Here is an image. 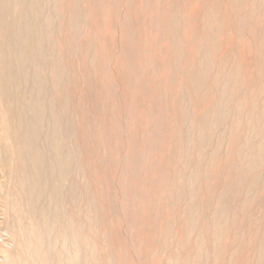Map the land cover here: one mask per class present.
<instances>
[{"label":"rangeland","instance_id":"374dc122","mask_svg":"<svg viewBox=\"0 0 264 264\" xmlns=\"http://www.w3.org/2000/svg\"><path fill=\"white\" fill-rule=\"evenodd\" d=\"M46 1L47 2H45V0H36L31 3L33 5L31 6V17L33 18L40 16V14L38 15V10L42 9V7L47 8V3L49 6H53L47 9L43 8L45 12L42 11L43 9L40 11V13L43 12L45 15H52H50L51 24L48 27L44 26L43 21H41V24L38 22L35 27L37 30L34 29L36 33L31 34V44L33 40H35V36L38 33L37 31L40 30L45 33L44 44L47 47L44 46V51L48 50V54L45 51L47 54L46 56L50 54L47 58H51L49 62L47 61L50 65H42L43 74L41 72V75L42 78L45 76L43 78V80H45L43 81L44 86L46 84V87L49 89L57 88V91L60 89L58 91L59 93H56L57 96L60 94V97L57 98L59 104L63 106L65 99L67 101L65 105L68 106V111H66V118L64 120L69 119V121H71L70 119H72L73 122L71 124L73 128L66 130L64 139L70 142L72 137L74 138L80 150L79 163L81 164V170L76 180L78 185L75 189L78 195L79 211L82 214L76 213L75 217L78 223H80V219L84 222L82 225L87 223L84 225V232L88 230L89 225H94L93 231L88 230L87 232H89V234L91 232L95 240L98 263L186 264L185 261L187 258L195 261V257L199 253L198 251L202 250L206 254H203L202 251L201 254L206 255V257H209L212 251L213 255L211 254L212 257L211 255L210 257L215 261L213 264H258L259 261L263 264L264 165L262 164V159L264 161V155H262L261 161L258 160L257 162L256 159H254L257 157V154L253 152V148L255 147L254 149H256V146L262 144L264 146V132H262L264 131V120H262L263 122L259 120L262 118L264 119V112H261L264 110V92L262 93V91H264V65H262L264 62L262 63V61L264 60H261L264 56H260L259 54V52L262 54L264 53V8H262L264 7V0H250L251 2L249 0ZM35 3L36 5H34ZM233 3L235 6H231L234 5ZM236 4H238V6ZM58 5L60 6V10L62 9V11H60L62 13L58 12ZM249 5L251 7H248ZM255 5L257 7H255ZM32 7H34L36 11H34ZM212 7H215L214 10L219 12L216 13V11H213ZM51 9L53 12H51ZM252 9L255 13H253ZM242 10H246L248 16L245 15V11ZM54 11H56V13ZM214 13H216V15ZM239 14L240 18L244 17L245 20H242L243 18H238ZM253 14H256L255 18H253ZM210 15L219 20H214L212 16L210 18ZM232 16L236 21H234ZM251 16L253 17L251 18ZM53 17L55 18L54 21ZM176 19H178L180 23L177 22ZM73 20L76 21V23ZM209 20H211V22ZM241 20L245 22L243 23ZM218 21H220V24H218ZM239 21H241V23ZM175 23L177 24L175 25ZM259 23L262 26H259ZM52 24H55L54 29ZM177 25H180L182 28H180V26L177 27ZM179 30L181 32H179ZM46 38H49L50 41ZM47 40L51 43H55L53 44L54 48H52V44L47 42L50 44V47H48L46 43ZM260 44H263V46ZM54 45L57 46L55 47ZM259 46L261 47L259 48L260 51L258 49ZM257 49L258 54H256ZM51 50L53 53H50ZM208 56H210V58ZM239 56L242 59L238 58ZM58 57L59 59L61 57V59L59 60ZM204 58L211 59V63L208 62V59L204 61ZM212 58H215L213 62ZM237 58L238 62L236 61ZM54 59H56L57 62H55ZM51 60H53V62ZM194 60L196 62H194ZM58 61L62 63L60 64ZM215 61L217 63L221 62L220 65L222 61H224L225 64H222L223 66L217 64L216 66ZM240 63L244 64L242 65ZM260 64L262 66H259V68L256 67ZM239 66L242 67L240 68ZM199 67L200 69H198ZM209 67H211L210 70ZM226 67L229 70H226ZM202 68H206L205 81H207H203L199 87L196 86L197 88H194L191 80L195 79V77L197 78ZM195 69H197V71ZM211 69H213V71ZM240 69L242 70L240 71ZM220 70L222 71L221 73H223V77L222 74L219 73ZM228 71L234 72L231 73ZM255 71H257L258 74ZM260 71H262V74ZM190 72L192 74L191 76L188 74ZM239 72L242 74H237L236 76L235 73ZM214 73L215 75L213 76L212 74ZM228 73L231 74V77ZM209 74L213 77L211 78ZM52 75L53 78H51ZM219 76L224 80L223 83ZM47 77L50 81L46 79ZM226 77L229 79L228 82ZM242 77L244 78L243 80L240 79ZM208 78H211L210 82ZM218 78L220 80H218ZM238 78L239 80H237ZM187 79L190 80L188 81ZM215 79L219 82L216 83ZM57 81H61V84ZM233 81L237 84L234 85L235 83ZM50 84H52L54 88L50 86ZM54 84H56V87ZM210 85L211 87H208ZM218 85L222 87L220 88ZM231 85H233V89H231ZM212 86L214 87V91L212 90ZM257 86L259 87L258 89L255 88ZM48 88L47 90H49ZM190 89H192L191 92ZM195 89L197 90L194 91ZM227 89L230 92L227 91L226 93ZM234 89L236 91H234ZM219 90L223 92L221 93L222 95ZM252 90L256 92H251ZM259 90H261V92H259ZM60 91L63 92L61 93ZM210 91L211 93H209ZM51 92H53V90ZM258 92L260 95H257ZM232 93L234 96H232ZM254 93L256 96H254ZM225 94H229L227 95L228 97ZM219 96H222V98H219ZM224 97L228 98H225L227 102L224 100ZM247 97L251 99L248 100ZM260 98L263 101H258ZM219 101L221 104L225 101L224 105H220ZM229 103H231L230 105L232 106H230ZM239 103H243V105H239ZM218 104L219 107L216 111L214 106L217 107ZM227 105H229L228 108H226ZM239 107L241 109H239ZM225 108L226 110L228 109L227 111L225 110L226 113L223 111ZM220 109H222L223 115L221 111L218 112ZM236 110L238 111L236 112ZM255 110H258V114ZM216 112L217 114L219 113V115L221 114L220 117L217 116ZM252 113L256 116L253 117ZM185 115L187 117H185ZM237 115L240 116L238 117ZM257 115H260L258 116L259 119ZM204 116H206V118ZM208 117L209 119H212V117H217L218 119H212L213 121H211L207 119ZM221 117L224 119L221 120ZM250 118H252L253 122H251ZM253 118H257L259 121ZM193 119H196L197 123L196 121L193 122ZM227 119L230 120L227 122ZM200 120H202V122ZM231 120H233V123ZM247 120L250 121L252 125L257 122V126L255 125L257 130L258 128H260V131L261 129L263 130L261 132L258 130V132L254 127L255 131ZM239 121L243 122L240 123ZM258 122H260L261 125ZM194 123L196 124V127L194 126L195 128L193 127V125H195ZM201 123L204 124L207 129L203 137H199L201 134L198 133L200 128L199 124L201 126ZM237 123L240 124L238 125ZM246 124L251 126L249 127ZM262 125L263 128H261ZM233 127L237 130L241 128V130H239L240 132H233ZM186 129L188 131H186ZM253 130L258 133L255 134ZM208 131L213 133L206 135L209 133ZM209 135L211 138L208 137ZM252 135L253 139L250 138ZM204 136L207 137V139L204 138ZM195 137H198V139H196L200 142H197ZM201 138L203 140H201ZM247 138L250 139L248 140ZM208 139H210V142ZM251 139L254 141L253 143L258 142L259 139L260 142L253 146ZM204 141H206V143ZM220 142L221 145H223V147H221L222 149L220 148ZM248 142H250V144ZM214 143L216 145L219 144V147ZM203 144L206 151L201 148ZM246 146H249V149L252 150L248 151L249 149H247L248 147ZM228 148L230 150L232 148V150L230 151ZM213 149H216V152ZM211 150L212 152H209ZM204 151L208 152V154ZM241 151L246 153H244L245 157L241 156V154H243V152L240 153ZM251 151L253 153H251ZM237 152L240 154V158ZM247 153H250V155ZM197 155H199V157ZM253 155L254 157L251 160L249 156L251 157ZM201 157L202 159H200ZM196 158L200 160L197 161ZM244 158H248L251 161L254 160L257 164L253 161L254 166L252 168V162L249 160V165V163L244 162L247 160ZM242 161L246 164H243ZM197 162L200 164H197ZM255 164L257 166H255ZM238 165L241 166L243 172ZM245 166L247 169H245ZM248 166L251 169H249ZM254 167H256L258 173ZM238 169H240L243 174L244 172L247 173V176L250 178L247 179H249L252 184L254 183L252 182L254 179L256 188H254L255 183L253 187L250 182H247L248 185H245L246 175L244 174V176H242L243 179L239 177L241 173ZM255 172L256 174H254ZM191 173L193 175H191ZM190 175L191 177L193 176V178L194 175H197L198 178L195 180L197 181V185L196 182H193V178L189 177ZM237 178H239V180ZM241 179L244 184L241 183ZM199 180H201V182ZM231 180H233V183H231ZM258 180L262 181L259 182ZM188 181L193 185L195 183L196 186H193L190 182L188 183ZM229 181L231 182L229 183ZM238 182L240 186L237 185ZM193 188H197L198 190L193 191ZM247 189H249V191H246ZM192 192L193 196L191 195ZM248 192L250 193L248 194ZM244 196L246 197L244 198ZM85 204L87 205L84 207ZM219 206L223 210H220ZM192 207L194 210H192ZM86 209L89 211L91 210V213ZM85 211L87 214H85ZM216 211L217 214L218 212L220 213L217 217L215 216ZM230 211L233 213L230 214ZM88 212L93 215L94 219L88 220ZM190 212H192L191 216L195 213L192 216L193 219L196 218V216L199 218H196V221L194 220V223H196L194 228L197 232L195 230H192L194 232L186 231V225L184 224L187 223L185 221L188 220V217H191L188 216ZM186 213L189 214L187 215ZM234 213H236L235 215L237 216H235ZM84 215H87V220ZM186 215L188 217H186ZM233 216H235V218ZM230 217L232 218L229 220ZM216 220L219 221L217 222ZM200 225L203 227L202 232ZM170 232L171 234L169 236L168 233ZM195 232L197 236L192 235L195 234ZM187 234H189V236ZM190 234L195 238L191 236L192 239H190ZM184 236L186 237L184 238ZM178 239L181 242H179ZM195 239H197L196 241L202 242V245L206 244L204 245V247H207H205L206 250L204 247H201L202 249L199 250L200 242L197 245ZM178 242L182 245H179ZM212 244L213 247L211 246ZM211 247L215 249V255L213 252L214 249H211ZM195 251L197 253H195ZM179 252L180 254L182 253V255H180ZM202 255L201 258L203 257ZM254 255L256 257L260 255L259 257L261 258L258 259ZM206 257L204 256L201 259L205 261H201L200 264H212V262H210L212 259L210 260ZM206 261L208 263H205ZM257 261L258 263H256Z\"/></svg>","mask_w":264,"mask_h":264},{"label":"bare ground","instance_id":"6f19581e","mask_svg":"<svg viewBox=\"0 0 264 264\" xmlns=\"http://www.w3.org/2000/svg\"><path fill=\"white\" fill-rule=\"evenodd\" d=\"M36 0H0V264H100L98 263V254H97V247H96V243L95 240L90 232H87L88 230H92L94 229V225L91 224L89 221V223L91 225H89V228L86 232H84L83 228L85 227L84 225H82L84 222L83 220L80 219V223H78V220H76V213H81L79 211V205H78V195H77V190L75 189V187L78 185L76 183V180L78 179V175L80 172V163H79V148L74 140V138L72 137L71 141L68 142L64 139V133L66 132V130L72 129V119H70L71 121L68 120H64L66 111H68V106L65 105V101L63 102V106L59 104L57 98L60 97V94H58L59 96L56 95V93L60 90L58 87V91L55 89H49L48 87H46V84L44 86V82L45 80H43L41 72H42V65H46L49 64L48 62L50 61V58H47L50 56H46L48 53V50L44 51V42H45V33L40 31H37L38 33L35 36V40H33V43L31 44V34L32 33H36V31L34 29L37 30L36 25L38 22L41 21L44 22V26H48L51 24V16L49 14L45 15L43 12L44 9L53 7V6H49V4H46L47 8L42 7V9L38 10V15L40 14V16H36V17H31V6H33L31 3L35 2ZM40 1H44V0H40ZM49 1V0H48ZM51 1V0H50ZM55 1V0H54ZM173 1V0H172ZM217 1V0H216ZM222 1V0H221ZM232 1V0H231ZM229 1V2H231ZM243 1V0H242ZM250 1V0H249ZM256 1V0H255ZM261 1V0H260ZM263 1V0H262ZM45 2H47L45 0ZM44 2V4H45ZM73 2V1H72ZM77 2V1H76ZM235 2V1H234ZM248 2V1H246ZM245 2V3H246ZM251 2V1H250ZM249 2V3H250ZM254 2V1H253ZM264 2V1H263ZM38 3V2H36ZM36 3L34 5H36ZM51 3V2H50ZM84 3V2H83ZM218 3V2H217ZM216 3V4H217ZM224 3V2H223ZM232 3V2H231ZM229 3V4H231ZM240 3V2H239ZM242 3V2H241ZM259 3V2H258ZM262 3V2H261ZM260 3V4H261ZM42 4V3H40ZM171 4V3H170ZM210 4V3H209ZM213 4V3H212ZM221 4V3H220ZM234 4V3H233ZM247 4V3H246ZM255 4V3H254ZM38 5V4H37ZM43 5V4H42ZM52 5V4H51ZM219 5V4H218ZM222 5V4H221ZM228 5V4H227ZM238 6V4H236ZM257 5V4H256ZM255 5V7H257ZM264 5V4H263ZM262 5V6H263ZM59 6V5H58ZM63 6V5H62ZM75 6V5H74ZM231 6H235L231 5ZM254 6V5H253ZM88 7V6H87ZM86 7V8H87ZM220 7V6H219ZM248 7H251L250 5ZM35 10L34 7H32ZM57 8V6H56ZM62 8V7H61ZM210 8V7H209ZM213 8V7H212ZM245 8V7H243ZM242 8V9H243ZM247 8V6H246ZM254 8V7H253ZM264 8V7H262ZM53 9V8H52ZM51 9V10H52ZM59 9V10H58ZM56 9L58 10V12L62 11V9L60 10V6L59 8ZM215 7L212 9L213 11ZM219 9V8H218ZM234 9V8H233ZM248 9V8H247ZM257 9V8H256ZM43 11L40 13V11ZM50 10V9H49ZM54 10V9H53ZM53 10L51 12H53ZM64 10V9H63ZM78 10V8H77ZM249 10V9H248ZM48 11V10H46ZM85 11V10H84ZM209 11V10H208ZM234 11V10H233ZM241 11V10H240ZM245 11V15L248 16V14H246V10H242ZM253 13L254 10L252 9ZM260 11V10H258ZM257 11V12H258ZM49 12V11H48ZM56 13V11H54ZM58 12H57V16H58ZM207 12V11H206ZM212 12V11H211ZM219 11H216V13H218ZM238 12V11H237ZM55 13H53L54 15H56ZM62 13V12H60ZM216 13H214L216 15ZM239 13V12H238ZM250 13V12H249ZM252 13V12H251ZM211 14V13H210ZM220 14V13H219ZM234 14V13H232ZM243 14V13H242ZM243 14V15H244ZM60 15V14H59ZM172 15V14H171ZM236 15V14H235ZM242 15V16H243ZM252 15V14H251ZM253 16H251V18H255L256 14H253ZM56 16V17H57ZM63 16V15H62ZM161 16V15H160ZM174 16V15H173ZM177 16V15H176ZM212 15H210L211 18ZM220 16V15H219ZM222 16V15H221ZM231 16V15H230ZM240 18V14L238 15ZM258 16V13H257ZM61 17V16H60ZM169 17V16H168ZM213 17V16H212ZM216 17V16H215ZM218 17V15H217ZM233 17V16H232ZM237 17V16H236ZM246 17V16H245ZM171 18V17H170ZM178 18V16H177ZM180 18V17H179ZM230 18V17H229ZM234 18V17H233ZM232 18V20H233ZM237 18V19H238ZM243 18V19H242ZM240 19L245 20L244 17H242ZM249 18V17H248ZM258 18V17H257ZM54 17H53V21H54ZM209 19V18H207ZM213 19L215 20L216 18L213 17ZM212 19V20H213ZM221 19V18H220ZM61 20V19H60ZM175 20V19H174ZM177 22L180 23V21H178V19H176ZM180 20V19H179ZM188 20V19H187ZM213 20V21H214ZM219 20V19H216ZM239 20V19H238ZM237 20V21H238ZM241 20V21H242ZM52 21V22H53ZM74 21V20H73ZM80 21V20H78ZM169 21V20H168ZM207 21V20H206ZM211 22V20H209ZM231 21V20H230ZM234 21H236V19L234 18ZM241 21H239L241 23ZM253 21V20H251ZM259 21V18H258ZM42 22V23H43ZM60 22V21H58ZM64 22V20H63ZM76 23V21H74ZM174 22V21H172ZM215 22V21H214ZM219 22V23H218ZM217 23L220 24V21H218ZM243 22V21H242ZM245 22V21H244ZM243 22V23H244ZM250 22V21H249ZM56 23V22H55ZM85 23V22H83ZM238 23V22H237ZM251 23V22H250ZM253 23V22H252ZM74 24V23H73ZM177 23H175L176 25ZM210 24V23H209ZM260 24V23H259ZM55 25V24H54ZM54 25L52 24V27L54 29ZM77 25V24H76ZM165 25V24H164ZM238 25V24H237ZM42 26V25H41ZM171 26V23H170ZM180 26V25H179ZM177 25V27H179ZM212 26V25H211ZM242 26V25H241ZM244 26V25H243ZM256 26V25H255ZM259 26H262L261 24ZM38 27V26H37ZM58 27V26H57ZM78 27V25H77ZM76 27V28H77ZM216 27V26H215ZM258 27V26H257ZM42 28V27H41ZM180 28H182L180 26ZM185 28V27H184ZM222 28V27H221ZM261 28V27H260ZM81 29V28H80ZM169 29V28H168ZM243 29V28H242ZM245 29V28H244ZM257 29V28H256ZM263 29V27H262ZM45 30V29H44ZM52 30V29H51ZM64 30V29H63ZM74 30V29H73ZM83 30V28H82ZM226 30V29H225ZM239 30V29H238ZM60 31V30H59ZM48 32V30H47ZM46 32V33H47ZM179 32H181L179 30ZM53 34V33H52ZM58 34V33H57ZM72 34V33H71ZM261 34V33H260ZM263 34V33H262ZM47 35V34H46ZM85 35V34H84ZM180 35V33H179ZM183 35V34H182ZM220 35V34H219ZM49 36V35H48ZM73 36V35H72ZM178 36V35H177ZM252 36V35H251ZM181 37V36H180ZM218 37V36H217ZM261 37V36H260ZM34 38V35H33ZM50 38V37H49ZM46 38V39H49ZM205 38V37H204ZM51 39V38H50ZM49 39V41H50ZM183 39V38H181ZM209 39V38H208ZM52 40V39H51ZM166 40V39H165ZM164 40V41H165ZM204 40V39H203ZM206 40V39H205ZM216 40V39H214ZM222 40V39H221ZM48 40L46 41L49 42ZM53 41V40H52ZM178 41V40H176ZM54 42V41H53ZM56 42V41H55ZM72 42V41H71ZM214 42V41H213ZM217 42V41H216ZM264 42V41H263ZM262 42V43H263ZM52 44V48L53 44L55 43H51ZM178 43V42H177ZM48 44V43H47ZM50 44H48V47H50ZM174 44V42H173ZM210 44V43H209ZM208 44V45H209ZM58 45V44H57ZM57 45H54L55 47ZM175 45V44H174ZM173 45V48H174ZM206 45V44H204ZM261 45V44H260ZM177 46V45H176ZM186 46V45H185ZM212 46V44H211ZM240 46V45H239ZM263 46V44L261 45ZM47 47V46H45ZM51 48V49H52ZM61 48V47H60ZM179 48V47H178ZM202 48V47H201ZM218 48V47H217ZM261 48L260 46L258 47V49ZM49 49V48H48ZM200 49V48H199ZM258 49H257V53L258 54ZM264 49V48H263ZM50 50V49H49ZM57 50V49H56ZM62 50V48H61ZM178 50V49H177ZM182 50V48H181ZM203 50V49H202ZM60 51V50H58ZM57 51V52H58ZM63 51V50H62ZM61 51V52H62ZM260 51V49H259ZM262 51V50H261ZM56 52V51H55ZM54 52V53H55ZM185 52V51H184ZM199 52V51H198ZM224 52V51H223ZM50 53H53L52 50ZM180 53V52H178ZM200 53V52H199ZM211 53V52H210ZM216 53V52H215ZM60 54V53H59ZM58 54V55H59ZM205 54V53H204ZM260 56L263 55L261 52H259ZM65 55V54H64ZM180 55V54H179ZM184 55V54H183ZM208 55V54H206ZM242 55V54H241ZM233 56V55H232ZM258 56V57H260ZM262 56V58H263ZM180 57V56H179ZM210 58V56H208ZM213 57V56H211ZM209 58H204V61H206L205 59ZM238 58H241L240 56ZM238 58H237V62H238ZM251 58V57H250ZM59 59V57H58ZM57 59V60H58ZM61 59V57H60ZM59 59V60H60ZM177 59V56H176ZM215 59V58H214ZM214 59L212 58V62L214 61ZM242 59V58H241ZM55 62L56 59H54ZM211 60V59H210ZM210 60L208 62H210ZM246 60V59H245ZM261 60H264L261 59ZM260 60V61H261ZM46 61V62H45ZM48 61V62H47ZM53 62V60H51ZM200 61V60H199ZM217 61V59H216ZM216 63L220 65V63ZM240 61V59H239ZM247 61V60H246ZM54 62V63H55ZM194 62H196L194 60ZM227 62V61H226ZM235 62V61H234ZM242 62V60H241ZM258 62V61H257ZM264 61H262L263 63ZM53 63V64H54ZM58 63H62L60 61H58ZM203 63V62H202ZM206 63V62H205ZM204 63V64H205ZM211 63V62H210ZM236 63V62H235ZM72 64V63H71ZM194 64V63H193ZM192 64V65H193ZM213 64V63H212ZM222 64H225L224 61H222ZM220 66H223V65ZM228 64V62H227ZM239 64V63H238ZM236 64V65H238ZM242 64V63H240ZM244 64V63H243ZM242 64V65H243ZM31 65H32V72H31ZM50 65V64H49ZM56 65V64H55ZM203 65V64H202ZM210 65V64H208ZM207 65V66H208ZM235 65V66H236ZM257 65V64H256ZM255 65V66H256ZM264 65V64H262ZM261 64L256 66L259 68V66H262ZM59 66V65H57ZM179 66V65H178ZM204 66V65H203ZM202 66V67H203ZM206 66V67H207ZM231 66V65H230ZM246 66V65H245ZM244 66V67H245ZM193 67V66H192ZM215 67V66H214ZM234 67V66H233ZM237 67V66H236ZM235 67V68H236ZM240 67V66H239ZM242 67V66H241ZM240 67V68H241ZM255 67V68H256ZM264 67V66H263ZM211 67H209L210 70ZM222 68V67H220ZM262 68V67H260ZM191 69V68H190ZM200 69V67L198 68ZM206 68H202L201 71L195 75H197V78L195 77V79L191 80L192 81V85L194 86V88H197L196 86L199 87V85H201V83L203 81H205L206 79V72H205ZM217 69V68H216ZM215 69V70H216ZM219 69V68H218ZM228 68L226 67V70ZM178 70V69H177ZM197 71V69H195ZM208 70V71H209ZM213 71V69H211ZM229 70V69H228ZM232 70V69H231ZM235 70V69H233ZM239 70V68H238ZM242 69H240L241 71ZM188 71V70H187ZM191 71V70H190ZM195 71V72H196ZM218 71V70H217ZM224 71V70H223ZM245 71V70H244ZM259 71V70H258ZM64 72V71H63ZM192 72V71H191ZM190 73H188L190 76L192 75ZM222 71L220 70L219 73H221ZM225 72V71H224ZM227 72V71H226ZM231 72V71H228ZM234 72V71H232ZM231 72V73H232ZM257 74L258 72L255 71ZM262 74V71H260ZM194 73V72H193ZM216 73V71H215ZM212 74L213 76L215 75ZM244 73V72H243ZM254 73V72H253ZM263 73H264V68H263ZM43 74V72H42ZM222 77H223V73ZM229 74V73H228ZM237 74H242V73H235V75L237 76ZM178 75V74H177ZM218 75V74H217ZM231 74H229L230 76ZM48 76V75H46ZM210 76V74H209ZM213 76H210L211 78ZM221 76V75H220ZM219 76V78L221 79V77ZM227 76V75H225ZM228 76V77H229ZM256 76V75H255ZM262 76V75H260ZM49 77V76H48ZM46 78L50 81V77ZM57 77V74H56ZM62 77V76H61ZM231 77V76H230ZM229 77V78H230ZM234 77V75H233ZM232 77V78H233ZM240 77V75H239ZM251 77V76H250ZM53 78V75L52 77ZM194 78V77H193ZM210 78V79H211ZM217 78V76H216ZM218 78V80H220ZM227 78V77H226ZM236 78V77H235ZM210 79L208 78V81L210 82ZM240 79H244L243 77ZM250 79V78H249ZM57 80V78H56ZM59 80V78H58ZM188 80V79H187ZM190 80V79H189ZM188 80V81H189ZM222 80V79H221ZM233 80V79H232ZM239 80V78L237 79ZM256 80V79H255ZM55 81V80H54ZM187 81V82H188ZM207 81V80H206ZM205 81V82H206ZM216 83L217 80L215 79ZM224 80H222L223 83ZM226 81V80H225ZM229 81V79L227 78V82ZM47 83H49L48 81H46ZM45 82V83H46ZM59 82V81H57ZM61 82V81H60ZM59 82V83H60ZM207 82V83H209ZM221 82V81H220ZM236 85L237 83L235 81H233ZM232 82V84H233ZM258 82V80H257ZM56 83V82H55ZM212 83V80H211ZM210 83V84H211ZM214 83V82H213ZM214 83V84H216ZM220 83V84H222ZM242 83V82H239ZM61 84V83H60ZM244 84V83H243ZM263 84V83H262ZM56 87V84H54ZM190 85V84H188ZM191 85L192 89L193 86ZM203 85V84H202ZM212 85V84H211ZM208 86V87H211ZM223 85V84H222ZM230 85V84H229ZM261 85V84H260ZM50 86H53L52 84H50ZM220 88L222 87L221 85ZM248 86V85H246ZM189 87V86H188ZM203 87V86H201ZM207 87V85H206ZM205 87V88H206ZM225 87V86H224ZM231 89H233V85H231ZM242 87V86H240ZM261 87V86H260ZM47 88L50 90H47ZM54 88V86H53ZM66 88V87H65ZM190 88V87H189ZM212 90L214 91V87L212 86ZM219 88V87H218ZM226 88V87H225ZM238 88V86H237ZM243 88V87H242ZM248 88V87H247ZM255 88H259L258 86ZM190 89V92L191 90ZM210 89V88H209ZM217 89V88H216ZM229 89V87H228ZM226 90L227 91L229 90ZM252 89V88H251ZM261 89V88H260ZM263 89V88H262ZM53 90V92H51ZM180 90V89H179ZM197 89H195L194 91H196ZM201 90V89H200ZM223 90V89H221ZM248 90V89H247ZM256 90V89H255ZM199 91V90H198ZM218 91V90H217ZM220 91V90H219ZM224 91V90H223ZM234 91H236L234 89ZM250 91V90H249ZM254 90H252L251 92H253ZM61 93L63 91H60ZM216 92V91H215ZM230 92V91H229ZM232 92V91H231ZM256 92V91H254ZM259 92H261V90H259ZM258 92V93H259ZM264 91H262L263 93ZM59 93V92H58ZM211 93V91L209 92ZM219 93V92H218ZM223 93L220 91V94ZM225 93V92H224ZM235 93V92H234ZM238 93V92H237ZM250 93V92H249ZM257 95H260V93ZM261 93V95H262ZM192 94V93H191ZM196 94V92H195ZM233 94V93H232ZM247 94V93H246ZM252 94V93H251ZM222 95V94H221ZM224 95V94H223ZM226 96L229 94H225ZM234 96V94L232 95ZM230 96V97H232ZM243 96V95H242ZM248 96V95H247ZM250 96V95H249ZM254 96L255 93H254ZM66 97V95H65ZM228 97V96H227ZM229 97V98H230ZM237 97V96H236ZM252 97V96H251ZM261 97V96H260ZM198 98V97H197ZM219 98H222V96ZM218 98V100H219ZM226 97H224L225 100ZM248 98V97H247ZM259 98V97H258ZM262 98V97H261ZM260 98V100L258 99V101H261L262 99ZM264 98V96H263ZM179 99V98H178ZM217 99V98H216ZM228 99V98H226ZM234 99V98H233ZM232 99V100H233ZM238 99V98H237ZM251 98H248V100ZM223 100V99H222ZM230 100V99H229ZM231 100V101H232ZM227 102V100H225ZM224 101V103H225ZM230 101V102H231ZM234 101V100H233ZM263 101V100H262ZM223 102V101H222ZM229 102V101H228ZM240 102V100H239ZM212 103V101H211ZM221 104V102L219 101L220 105H224ZM232 103V102H231ZM229 103V105L231 104ZM235 103H236V99H235ZM244 103V102H243ZM243 103H239V105H243ZM251 103V101H250ZM249 103V104H250ZM255 103V102H254ZM261 103V102H260ZM264 103V102H263ZM214 104V103H213ZM218 106H214L216 108V111L219 107ZM234 104V103H233ZM226 108H228V106ZM237 105V104H236ZM246 105V104H244ZM213 106V105H212ZM232 106V105H230ZM213 107V108H214ZM222 107V106H220ZM224 107V106H223ZM235 107V105H234ZM241 107V106H240ZM239 107V109H241ZM225 109H223V111L225 112ZM232 108V107H231ZM238 108V107H237ZM250 108V106H249ZM254 108V107H253ZM256 108V107H255ZM234 109V108H233ZM238 109V110H239ZM244 109V108H243ZM222 109H220L218 112H220ZM228 110V109H227ZM226 110V111H227ZM230 110V109H229ZM232 110V109H231ZM236 110V112L238 111ZM247 110V109H246ZM253 110V109H252ZM259 110V109H258ZM257 110V111H258ZM212 111V110H211ZM215 111V109H214ZM223 111L222 115H223ZM235 111V110H234ZM256 111V110H255ZM256 111V112H257ZM261 111V110H260ZM213 112V111H212ZM261 112H264L261 111ZM260 112V113H261ZM188 113V112H187ZM203 113V112H202ZM226 113V112H225ZM228 113V112H227ZM255 113V112H254ZM254 113H252L253 117L256 116ZM71 114V113H70ZM194 114V113H193ZM211 114V112H210ZM209 114V116H210ZM217 114V112H216ZM251 114V112H250ZM258 114V112H257ZM263 114V113H262ZM205 115V114H204ZM221 115V114H220ZM219 113L217 114V116H219ZM225 115V114H224ZM249 115V114H247ZM68 116V115H67ZM196 116V115H195ZM230 116V115H229ZM228 116V117H229ZM238 117L240 115H237ZM260 115H257V118L259 119ZM69 117V116H68ZM185 117H187L185 115ZM184 117V118H185ZM206 118V116H204ZM214 117V116H213ZM212 119H218L213 118ZM223 117V116H222ZM221 117V120H223L224 118ZM264 117V116H263ZM200 118V117H199ZM236 118V117H235ZM244 118V116H243ZM257 118H255L256 120H258ZM262 118V116H261ZM189 119V118H187ZM202 119V118H201ZM209 119V117L207 118ZM211 118L209 120L213 121ZM251 122L252 121V118ZM249 119V120H250ZM254 119V118H253ZM254 119V120H255ZM176 120V119H175ZM178 120V118H177ZM194 120V119H193ZM203 120V119H202ZM202 120H200L202 122ZM220 120V119H219ZM230 120V119H229ZM227 119V122L229 121ZM235 120V119H234ZM260 121L264 120L259 119ZM258 120V121H259ZM76 121V120H75ZM197 123V120L195 119L193 122ZM205 121V120H203ZM233 123V120H231ZM237 121V120H236ZM248 121V120H247ZM185 122V120H184ZM189 122V121H188ZM199 122V121H198ZM240 122V121H239ZM243 122V121H242ZM240 122V123H242ZM249 124H251L250 121H248ZM247 122V123H248ZM263 122V121H262ZM211 123V122H210ZM217 123V122H216ZM224 123V122H223ZM226 123V122H225ZM239 123V124H240ZM255 123V122H254ZM260 123V122H258ZM71 124V125H70ZM74 124V123H73ZM195 124V123H194ZM238 124V123H237ZM238 124V125H239ZM257 122L255 124H251L254 129V127L257 130ZM206 125V124H205ZM215 125V124H214ZM244 125V124H243ZM247 125V124H246ZM245 125V126H246ZM250 125V126H251ZM256 125V126H255ZM261 125V123H260ZM192 126V124H191ZM196 127V124L193 125V127ZM198 126V124H197ZM219 126V125H218ZM236 126V125H234ZM242 126V125H241ZM249 126V125H247ZM249 126V127H250ZM192 127V128H193ZM194 127V128H195ZM199 132L201 134V136L199 137H203V135L207 132L206 127L204 126V124L201 123V126L199 124ZM217 127V126H216ZM230 127V126H229ZM261 127V126H259ZM182 128V127H181ZM210 128V127H209ZM213 128V127H212ZM234 128V127H233ZM244 128V127H243ZM263 128V125L262 127ZM197 129V128H196ZM249 129V128H248ZM260 128H258L259 130ZM217 130V129H216ZM215 130V131H216ZM235 130V131H234ZM240 129H233V132L239 131ZM250 130V129H249ZM248 130V131H249ZM255 130V129H254ZM253 130V132H255ZM257 130V131H258ZM263 129H261L262 131ZM185 131V130H184ZM186 131H188L186 129ZM210 131V130H209ZM208 131V132H209ZM213 131V129H212ZM214 131V132H215ZM244 131V130H243ZM247 131V130H245ZM260 131V130H259ZM258 131V132H259ZM260 131V132H261ZM240 132V131H239ZM252 132V131H251ZM258 132H255L258 133ZM264 132V131H262ZM211 132L207 133L206 135L210 134ZM213 133V132H212ZM211 133V134H212ZM231 133V132H230ZM249 133V132H248ZM199 134V135H200ZM253 134V133H251ZM254 134V135H255ZM260 134V133H259ZM263 134V133H261ZM205 135V136H206ZM224 135V133H223ZM237 135V133H236ZM241 135V134H240ZM258 135V134H257ZM207 139V137H205ZM214 136V135H213ZM264 136V135H263ZM209 138L210 135L208 136ZM198 139V137H195V139ZM213 138V137H212ZM223 138V137H222ZM244 138V137H243ZM253 139V135L252 137H250ZM249 138V139H250ZM255 138V136H254ZM193 139V138H192ZM196 139V141H197ZM219 139V138H218ZM248 139V138H247ZM245 139V140H247ZM248 139V140H249ZM251 139V140H252ZM256 139V138H255ZM201 140H203L201 138ZM258 140V139H257ZM256 140V141H257ZM262 140V139H261ZM180 141V140H179ZM208 141L210 142V139H208ZM212 141V139H211ZM218 141V140H217ZM244 141V140H243ZM197 142H200L199 140ZM206 143V141H204ZM222 142V140H221ZM221 142L219 143L221 145ZM232 142V141H231ZM245 142V141H244ZM251 142V141H250ZM250 142H248L250 144ZM254 141L252 140V143ZM260 142V139L259 141ZM256 142V143H258ZM187 143V142H186ZM208 143V142H207ZM216 143V142H215ZM214 143V144H215ZM236 143V142H235ZM253 143V146L256 144ZM202 144V143H201ZM210 144V143H208ZM219 144H215L217 147H219ZM223 144V143H222ZM247 144V142H246ZM262 144V143H260ZM259 144V145H260ZM206 145V144H205ZM214 145V147L216 148V146ZM243 145V144H242ZM252 145V144H251ZM201 146V145H200ZM199 146V147H200ZM203 147H201L203 150L204 149V144L202 145ZM241 146V145H240ZM250 146V145H249ZM246 146L248 147L247 149H249L252 146ZM223 147V145L220 146V148ZM245 147V148H246ZM193 148V147H192ZM211 148V147H210ZM209 148V150H210ZM219 148V149H220ZM241 148V147H240ZM238 148V149H240ZM243 148V147H242ZM244 148V149H245ZM255 148V147H254ZM253 148V152H255L257 154V157L254 158L256 159V161L258 162L261 161L262 155H264V146L263 144L260 146H256V149ZM181 149V148H180ZM189 149V147H188ZM191 149V148H190ZM200 149V148H199ZM222 149V148H221ZM229 149V148H228ZM243 149V150H244ZM246 149V150H247ZM192 150V149H191ZM198 150V149H197ZM214 150V149H213ZM216 150V149H215ZM214 150V151H215ZM230 150V149H229ZM232 150V148H231ZM230 150V151H231ZM241 150V149H240ZM252 149H249L248 151H250ZM190 151V150H189ZM201 151V150H200ZM206 151V150H205ZM204 151V152H205ZM173 152V151H172ZM182 152V151H180ZM209 152H212L209 151ZM216 152V151H215ZM220 152V151H219ZM227 152V151H226ZM225 152V154H226ZM243 151H241L240 153H242ZM247 152V151H246ZM251 151V153H253ZM192 153V152H191ZM196 153V152H195ZM198 153V152H197ZM208 154V152H205ZM221 153V152H220ZM219 153V154H220ZM245 152H243L244 154ZM198 154H201L200 152ZM204 154V153H202ZM212 154V153H211ZM232 154V152H231ZM238 154V152H237ZM241 154V156L245 157V154L243 155ZM250 155V153H247ZM254 154V155H256ZM187 155V154H186ZM240 154H238L239 157ZM253 156H249V158L252 160ZM182 156V155H181ZM199 157V155H197ZM202 156V155H200ZM223 156V155H222ZM221 156V157H222ZM82 157V156H81ZM197 157V158H198ZM203 157V156H202ZM202 157L200 159H202ZM247 157V156H246ZM264 157V156H263ZM184 158V157H183ZM196 158V160H197ZM204 158V157H203ZM206 158V157H205ZM240 158V157H239ZM238 158V159H239ZM199 159V160H200ZM210 159V158H209ZM243 159V158H242ZM246 161V163L248 162L250 159L248 158H244ZM183 160V159H182ZM181 160V161H182ZM197 160V161H199ZM213 160V159H212ZM250 160V161H251ZM239 161V160H238ZM254 161V160H253ZM252 162V168L254 166V162ZM204 162V161H203ZM209 162V161H208ZM235 162V161H234ZM242 161L243 164H246ZM257 162H255L257 164ZM263 159H262V164L263 163ZM193 163V162H192ZM202 163V162H201ZM233 163V161H232ZM236 163V162H235ZM182 164V163H180ZM197 164H200L197 162ZM222 164V163H221ZM255 164V166H257ZM261 164V163H260ZM143 165V164H142ZM228 165V164H227ZM259 165V164H258ZM199 166V165H198ZM197 166V169H198ZM211 166V165H210ZM239 166V165H238ZM242 166V164H241ZM241 166H239L241 168ZM194 167V166H193ZM201 167V166H200ZM246 167V166H245ZM249 167V166H248ZM262 167V166H260ZM238 168V167H237ZM243 168V166H242ZM241 168V171L244 169ZM259 168V167H258ZM196 169V171H197ZM247 169V167L245 168ZM249 169H251L249 167ZM248 169V170H249ZM254 169L256 170V167H254ZM262 169V168H261ZM194 170V169H193ZM192 170V171H193ZM200 172V169H198ZM208 170V169H207ZM235 170V169H234ZM240 171V169H238ZM247 170V171H248ZM253 170V169H252ZM237 171V170H236ZM240 171V173H241ZM245 171V170H244ZM191 172V170H190ZM198 172V171H197ZM226 172V171H225ZM235 172V171H234ZM243 172V171H242ZM254 172V170H253ZM253 172H249V173H253ZM256 172L258 173V171L256 170ZM256 172L254 174H256ZM193 173V172H192ZM191 173V175H193ZM212 173V172H211ZM237 173V174H240ZM204 174V173H202ZM242 174V175H241ZM239 175V177L245 176V185L247 184V182L249 183V177L247 176V173L244 172L241 173ZM261 174V171H260ZM191 175L189 177H191ZM198 175V174H197ZM197 175H194L191 178H193V182H196L197 185V181L196 178ZM200 176V175H198ZM238 176V175H237ZM236 176V177H237ZM252 176V175H251ZM188 177V179L190 180V178ZM260 178V176H258ZM262 177V176H261ZM204 178V177H203ZM249 178V179H247ZM254 178V177H253ZM251 178V179H253ZM258 178V179H259ZM239 180V178H237ZM243 179V177H242ZM241 179V180H242ZM262 179V178H260ZM198 180V179H197ZM206 180V179H205ZM234 180V179H233ZM233 180L229 181V183H233ZM236 180V179H235ZM248 180V181H246ZM263 180V179H262ZM262 180H258L259 182ZM201 182V180H199ZM198 181V182H199ZM257 181V179H256ZM264 181V180H263ZM190 181H188L189 183ZM199 182V183H200ZM203 182V181H202ZM205 182V181H204ZM213 182V181H212ZM243 182V180L241 181V183ZM254 179H253V181ZM191 183V182H190ZM251 183V182H250ZM253 183V184H254ZM262 183V182H261ZM192 184V183H191ZM190 184V185H191ZM208 184V183H207ZM212 184V183H211ZM235 184V181H234ZM233 184V185H234ZM239 184V182L237 183V185ZM244 184V183H242ZM241 184V186H242ZM252 184V183H251ZM253 184L251 185L253 187ZM259 184V183H258ZM189 185V186H190ZM193 185V184H192ZM191 185V186H192ZM195 185V183H194ZM193 185V186H194ZM195 185V186H196ZM210 185V184H209ZM230 185V184H229ZM232 185V184H231ZM248 185V184H247ZM261 185V184H260ZM178 186V185H177ZM211 186V185H210ZM240 186V185H238ZM256 188V183L254 185ZM258 186V185H257ZM243 187V186H242ZM247 187V186H246ZM250 187V185H249ZM251 187V188H252ZM210 188V187H209ZM235 188V187H234ZM253 188V190H254ZM194 189V188H193ZM212 189V188H211ZM246 189V188H245ZM264 189V188H263ZM181 190V189H180ZM198 189H194L193 191H197ZM258 190V189H257ZM217 191V190H216ZM246 191H249V189H247ZM230 192V191H229ZM80 193V191H79ZM195 193V192H194ZM250 192H248L249 194ZM197 194V193H196ZM223 194V193H222ZM229 194V193H227ZM193 196V192L191 194ZM195 195V194H194ZM225 195V193H224ZM221 195V196H224ZM252 195V194H251ZM215 196V195H214ZM185 197V195H184ZM220 197V196H219ZM246 196H244L245 198ZM81 199V198H80ZM187 199V198H186ZM243 199V198H242ZM192 200V199H190ZM220 200V199H219ZM225 200V199H224ZM252 200V199H250ZM244 201V200H243ZM93 202V201H92ZM208 202V201H207ZM222 202V201H221ZM86 203V202H85ZM89 203V202H88ZM215 203V202H214ZM228 204V203H227ZM226 204V205H227ZM87 204L84 205V207ZM209 205V204H208ZM242 205V204H241ZM240 205V206H241ZM89 207V206H88ZM237 207V206H236ZM87 208V207H86ZM189 208V207H188ZM193 208V207H192ZM199 208V207H198ZM220 210L221 207L219 206ZM243 208V207H242ZM187 209V208H186ZM211 209V208H210ZM232 209V208H231ZM87 211H89L88 209H86ZM191 210V208H190ZM194 210V208L192 209ZM229 210V209H227ZM234 210V209H233ZM232 210V211H233ZM242 210V209H241ZM188 211V209H187ZM235 211V210H234ZM86 212V211H85ZM91 213V210L89 211ZM88 212L87 218L89 219H94L93 215L90 214ZM186 212V211H185ZM195 212V211H192ZM189 213H186L188 216ZM198 212V211H197ZM229 212V211H228ZM231 212V211H230ZM214 213V212H213ZM211 213V214H213ZM222 213V211H221ZM233 212H231L230 214H232ZM247 213V212H246ZM82 214V213H81ZM87 214V212L85 213ZM195 213H193L194 215ZM218 214L220 215V213L218 212ZM217 211H216V217H217ZM236 213H234L235 215ZM79 216H81L80 214H78ZM186 215V217H188ZM192 215V216H193ZM197 215V213H196ZM224 215V214H223ZM229 215V214H228ZM85 216V215H84ZM85 216V219H86ZM188 217V220L185 221L187 223H185L184 225H186V231L187 232H191L192 230H195L194 225L196 223H194L197 218L193 217ZM204 216V215H203ZM227 216V215H225ZM237 216V215H235ZM235 216H233L235 218ZM202 217V216H201ZM219 217V216H218ZM224 217V216H223ZM226 218V217H225ZM228 218V217H227ZM232 217L229 218V220ZM237 218V217H236ZM84 219V220H85ZM199 219V218H197ZM214 219V218H213ZM216 219V218H215ZM223 219V218H222ZM221 219V220H222ZM87 220V219H86ZM183 220V219H182ZM195 220V221H194ZM226 220V219H225ZM224 220V222H225ZM233 220V219H232ZM217 222L219 220H216ZM215 221V222H216ZM92 222V221H91ZM208 222V221H206ZM216 222V223H217ZM93 223V222H92ZM176 223V222H175ZM200 223V222H199ZM212 223V221H211ZM210 223V224H211ZM233 223V222H232ZM178 224V223H177ZM224 224V223H223ZM203 225V224H202ZM206 225V224H205ZM213 225V224H212ZM217 225V224H216ZM215 225V226H216ZM264 225V224H263ZM91 226V227H90ZM198 226V225H197ZM195 226V227H197ZM241 226V225H240ZM177 227V226H176ZM199 227V226H198ZM201 227V232H202V226ZM214 227V226H213ZM225 227V226H224ZM175 228V227H174ZM243 228V227H242ZM85 229V228H84ZM171 229V228H170ZM197 229V228H196ZM200 229V228H198ZM216 229V228H215ZM182 230V229H181ZM93 231V230H92ZM196 231V230H195ZM205 231V230H204ZM203 231V232H204ZM264 231V229H263ZM262 231L263 235L264 232ZM167 232V231H166ZM194 232V231H192ZM197 232V231H196ZM192 234L193 236L196 235ZM234 232V231H233ZM99 233V232H98ZM174 233V232H173ZM221 233V232H220ZM224 233V232H223ZM261 233V232H260ZM169 236L171 234L168 233ZM186 234V232H185ZM215 234V233H214ZM189 236V234H187ZM190 234V237L192 236ZM167 236V234H166ZM192 236V237H193ZM197 236V235H196ZM210 236V235H209ZM216 236V235H215ZM219 236V235H218ZM221 236V235H220ZM183 237V236H182ZM186 236H184L185 238ZM192 237L190 239H192ZM199 237V236H198ZM222 237V236H221ZM264 237V236H263ZM262 237V238H263ZM172 238V237H171ZM195 238V237H193ZM213 238V235H212ZM235 238V237H234ZM165 239V238H164ZM170 239V238H169ZM182 239V238H180ZM200 239V238H199ZM257 239V238H256ZM97 240V239H96ZM173 240V239H172ZM183 240V239H182ZM197 239H195L196 241ZM202 240V239H201ZM248 240V239H247ZM179 241V239H178ZM212 241V240H211ZM214 241V240H213ZM262 241V240H261ZM264 241V239H263ZM167 242V241H166ZM174 242V241H173ZM181 242V241H179ZM178 242V243H179ZM200 241H196V244L198 245ZM253 242V241H252ZM259 242V241H258ZM183 243V242H182ZM186 243V242H184ZM188 243V242H187ZM202 242H200L199 244V250H201V247H204V245L201 244ZM223 243V242H222ZM262 243V242H261ZM264 243V242H263ZM216 244V243H214ZM229 244V243H228ZM257 244V243H256ZM167 245V243H166ZM165 245V246H166ZM177 245V244H176ZM179 245H182L179 243ZM178 245V246H179ZM202 245V246H201ZM224 245V244H223ZM255 245V244H254ZM173 246V245H172ZM213 247V244L211 245ZM263 246V245H262ZM101 247V246H100ZM163 247V245H162ZM181 247V246H180ZM206 247V246H205ZM204 247V249L206 250V248ZM211 249H214L212 248ZM260 247V246H258ZM261 248V247H260ZM100 249V248H99ZM203 249V250H204ZM209 249V248H208ZM218 249V247H217ZM164 250V249H163ZM174 251V250H173ZM202 251V250H201ZM201 251H198L199 253L196 255L195 257V261L190 260L189 258L186 259L185 263H191V264H200L201 261H205L204 259L201 260L204 256L206 257V255H202ZM210 251V249H209ZM215 251V249L213 250V252ZM216 252V251H215ZM214 252V255H215ZM195 253H197L195 251ZM209 253V252H207ZM138 254V253H137ZM180 254V252H179ZM203 254H206L205 252H203ZM212 251L209 254V257L207 256L206 258L208 259H212ZM218 254V253H217ZM182 255V253L180 254ZM201 255L203 256L201 258ZM208 255V254H207ZM211 255V257H210ZM227 255V254H226ZM237 255V254H236ZM255 256V255H254ZM258 256V255H257ZM260 256V255H259ZM256 257V258H261V257ZM220 257V256H219ZM233 259V258H232ZM264 259V258H263ZM207 260V261H210ZM216 260V259H215ZM257 260V259H256ZM262 260V259H261ZM126 261V260H124ZM205 263H208V262ZM171 262V261H169ZM168 262V263H169ZM215 262L213 261H210ZM251 262V261H250ZM174 263V262H173ZM258 263V261L256 262ZM171 264V263H170ZM258 264H261V261H259ZM264 264V263H263Z\"/></svg>","mask_w":264,"mask_h":264}]
</instances>
